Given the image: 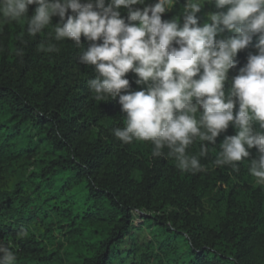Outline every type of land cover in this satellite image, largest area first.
<instances>
[{
	"label": "trees",
	"instance_id": "16d2710c",
	"mask_svg": "<svg viewBox=\"0 0 264 264\" xmlns=\"http://www.w3.org/2000/svg\"><path fill=\"white\" fill-rule=\"evenodd\" d=\"M34 7L29 6V15ZM121 16L126 20V11ZM162 19L171 16L164 13ZM57 21L54 17L53 23ZM44 38H30L23 22L5 25L0 32V111L8 115L0 122V234L8 229L6 219L29 224L36 232L18 240L16 264H46L55 254L46 248L55 227L81 264H111L135 210L151 212L142 217L184 238L191 252L188 264H264L263 187L252 189L247 207L236 203L231 189L225 197L227 210L215 228L195 213L198 186L212 177L226 182L234 173L231 166L213 163L220 136L216 145H209L208 155L199 158L207 171L195 174L181 171L173 158L152 157L151 144L147 156L136 154L130 149L134 141L124 144L112 133L124 126L118 98L100 102L88 88L95 73L78 62L83 49L62 41L56 42L58 53L42 52L38 49ZM256 42L254 38L252 44ZM17 48L24 49L22 58L15 55ZM249 52L255 54L251 45L237 54L234 69L246 63ZM39 69L49 79L31 91L28 75ZM228 77L230 81L234 76ZM108 118L114 119L113 126L101 127L96 135L99 122ZM250 151L254 157L255 149ZM188 152L198 155L199 144ZM134 169L141 172L139 182L131 177ZM18 172L23 178L13 182ZM224 193L220 186L216 201ZM169 207L173 210L165 214Z\"/></svg>",
	"mask_w": 264,
	"mask_h": 264
},
{
	"label": "clouds",
	"instance_id": "9594fccd",
	"mask_svg": "<svg viewBox=\"0 0 264 264\" xmlns=\"http://www.w3.org/2000/svg\"><path fill=\"white\" fill-rule=\"evenodd\" d=\"M177 3L0 0V25L23 22L30 38L44 34L42 52L58 53L56 42L62 41L82 48L78 62L94 70L88 80L94 98H118L125 123L112 133L122 143H150L152 157L173 158L181 171L195 174L207 171L199 158L231 125L235 134L224 136L214 165L239 172L237 162L247 161L250 176L264 185V0H184L179 15L162 19ZM205 4L214 10L201 23L197 13ZM250 45L255 54L248 53L229 81L237 54ZM15 55L22 58L24 49ZM130 72L140 90L130 89ZM196 143L198 155L189 154ZM20 234L28 235L25 229ZM16 259L14 251L0 246V264Z\"/></svg>",
	"mask_w": 264,
	"mask_h": 264
},
{
	"label": "rangeland",
	"instance_id": "374dc122",
	"mask_svg": "<svg viewBox=\"0 0 264 264\" xmlns=\"http://www.w3.org/2000/svg\"><path fill=\"white\" fill-rule=\"evenodd\" d=\"M184 4V0H178V3L167 12L172 17L179 15L180 9ZM214 7L210 4H205L201 11L197 13L200 17V22H203V17H206L207 13L213 11ZM183 20L181 17L180 23ZM5 25H0L2 30ZM1 32V31H0ZM229 73L235 76L238 73L236 69H230ZM130 82V89L133 91L140 90L141 86L135 84V74L131 73L126 77ZM49 79V74L43 69L32 72L28 75L27 83L30 86L31 91L39 90L45 81ZM119 117L124 115L120 111V105L118 103ZM8 115L2 110L0 111V122L4 120ZM113 118H108L105 121H101L98 124L94 133L101 129V127L111 128L113 126ZM115 122V121H114ZM125 123L124 119L121 125ZM231 125L225 133L220 135V142L225 135H232ZM96 131V132H95ZM235 132V130H233ZM16 138L21 137V133L16 134ZM97 135V133H96ZM234 135V134H233ZM37 150V147H35ZM34 149V150H35ZM131 151L138 155L147 156L150 151V143L134 141ZM252 153V152H251ZM25 154L22 158H27ZM25 160V159H24ZM239 172L231 174L230 178L226 182H220L210 179L206 184L198 186V194L200 195V206L196 209L197 216L203 215L202 222L209 225V227H216L217 222L222 218L226 212V196L229 191L234 188V199L236 203H241L242 206L247 207L251 205L252 201V189L257 186L255 178L250 176L248 172V162H240ZM226 171V170H225ZM237 173V174H236ZM23 175L18 172L13 179V182L22 179ZM131 177L139 182L141 180V172L134 169L131 172ZM217 177V176H216ZM189 180V177L187 178ZM221 186L225 190L223 194L224 199H215L216 192ZM239 186V187H238ZM264 189V185H260ZM264 195V190H263ZM177 209V208H174ZM173 210V208L164 209V213L167 214ZM146 212L143 210H135L132 214L131 226L128 234L123 241L115 248V255L111 260V264H188L191 257V252L187 247L186 241L179 234H169L165 229L160 228L153 222H149L142 217ZM5 223V224H4ZM4 225L9 229H6L3 234H0V246L9 247L12 251L18 249V240L22 238L30 237L36 234L31 225L17 222L16 220L6 219ZM21 229L27 230L28 235L22 236ZM53 238L46 242V248L48 252H54L53 257L46 264H81L76 251H72L67 248V240L64 233L58 228L53 230Z\"/></svg>",
	"mask_w": 264,
	"mask_h": 264
}]
</instances>
